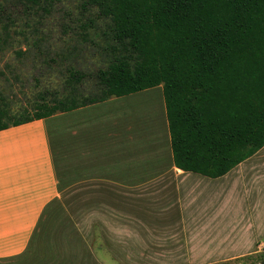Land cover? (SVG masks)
Returning a JSON list of instances; mask_svg holds the SVG:
<instances>
[{"label": "crops", "instance_id": "0c3cea01", "mask_svg": "<svg viewBox=\"0 0 264 264\" xmlns=\"http://www.w3.org/2000/svg\"><path fill=\"white\" fill-rule=\"evenodd\" d=\"M154 89L161 96L166 145L146 152L135 138L126 142L109 135L113 120L121 119L114 115L123 112L113 105ZM105 106L106 114L97 111ZM257 155L219 179L177 169L163 86L0 131V262L29 250L51 206L65 199L71 186L74 201L88 202L95 222L89 252L81 256L84 264H217L237 258L243 252L201 253L198 242L225 227L224 208L232 198L237 203L228 207L240 211L228 231H257L252 189L232 177ZM213 240L209 235L204 245L216 244Z\"/></svg>", "mask_w": 264, "mask_h": 264}, {"label": "trees", "instance_id": "16d2710c", "mask_svg": "<svg viewBox=\"0 0 264 264\" xmlns=\"http://www.w3.org/2000/svg\"><path fill=\"white\" fill-rule=\"evenodd\" d=\"M80 1L112 24L100 94L19 117L0 98V131L163 86L177 169L219 179L264 149V0Z\"/></svg>", "mask_w": 264, "mask_h": 264}, {"label": "rangeland", "instance_id": "374dc122", "mask_svg": "<svg viewBox=\"0 0 264 264\" xmlns=\"http://www.w3.org/2000/svg\"><path fill=\"white\" fill-rule=\"evenodd\" d=\"M111 26L110 20L99 17L97 9L83 8L80 0L44 2L37 7L19 0H0V98L11 115H33L41 108L43 95L48 103H52L56 99L100 94L102 88L97 74L107 70L112 59ZM75 73L83 76L81 83L70 82ZM113 106L123 108V112L114 115L121 119L113 120L109 135L121 137L126 142L135 138L136 146L146 152H157L158 143L166 145L167 129L162 124L158 89L128 97ZM109 109L105 106L97 111L106 114ZM101 121L97 120L99 127ZM126 123L130 125L129 129ZM100 130L103 129L97 128L98 133ZM102 142L108 143L107 140ZM232 177L245 180L252 189V214L257 218V231H228L232 230L229 228L231 220L237 218L240 211L238 206L232 209L237 203L232 198L224 208L225 227L199 239V250L205 253L222 249L221 254L226 255L243 252L235 256L237 258L217 264H263L264 150L237 169ZM89 213L88 202L74 201L71 186L66 190L65 199L51 206L49 216L44 218L40 231L34 234L29 250L0 264H84L81 256L83 251L89 252L90 225L95 224L90 222ZM209 235H214L212 243L216 244L204 245ZM257 239L261 240L254 247ZM83 245H86L85 250L81 249Z\"/></svg>", "mask_w": 264, "mask_h": 264}]
</instances>
